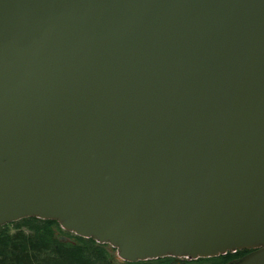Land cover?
Wrapping results in <instances>:
<instances>
[{"label": "water", "instance_id": "1", "mask_svg": "<svg viewBox=\"0 0 264 264\" xmlns=\"http://www.w3.org/2000/svg\"><path fill=\"white\" fill-rule=\"evenodd\" d=\"M29 217L264 264V0H0V225Z\"/></svg>", "mask_w": 264, "mask_h": 264}, {"label": "trees", "instance_id": "2", "mask_svg": "<svg viewBox=\"0 0 264 264\" xmlns=\"http://www.w3.org/2000/svg\"><path fill=\"white\" fill-rule=\"evenodd\" d=\"M62 235L65 232L52 219L29 217L0 225V264H169L168 257L115 261L107 244L77 235L62 242L59 240ZM246 253L247 250L228 251L216 257L184 259L180 264H230Z\"/></svg>", "mask_w": 264, "mask_h": 264}, {"label": "flooded vegetation", "instance_id": "3", "mask_svg": "<svg viewBox=\"0 0 264 264\" xmlns=\"http://www.w3.org/2000/svg\"><path fill=\"white\" fill-rule=\"evenodd\" d=\"M65 233L67 234H71L70 232H66L64 231ZM65 236V235H64ZM71 236H75V234H72ZM73 237L69 238V240L71 241L73 239ZM249 252V251H248ZM165 257H168L170 260H168L169 264H180V262L184 261L185 260H190L188 258H177V257H169V256H165ZM151 260H154V259H151ZM151 260H143V261H151ZM120 262H124L123 260H119ZM166 264V263H165Z\"/></svg>", "mask_w": 264, "mask_h": 264}, {"label": "rangeland", "instance_id": "4", "mask_svg": "<svg viewBox=\"0 0 264 264\" xmlns=\"http://www.w3.org/2000/svg\"><path fill=\"white\" fill-rule=\"evenodd\" d=\"M65 235H67V236H69V237H73V236H71L72 235V233L71 234H67V233H65ZM110 249H111V253L113 254V256H114V260L115 261H119L120 260V258H119V256L118 255H116V251H115V249H112L111 247H110ZM232 263V262H231Z\"/></svg>", "mask_w": 264, "mask_h": 264}]
</instances>
